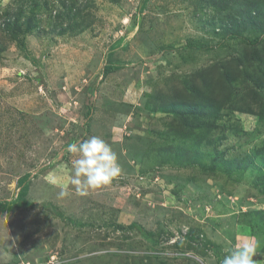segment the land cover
Wrapping results in <instances>:
<instances>
[{"label":"rangeland","instance_id":"374dc122","mask_svg":"<svg viewBox=\"0 0 264 264\" xmlns=\"http://www.w3.org/2000/svg\"><path fill=\"white\" fill-rule=\"evenodd\" d=\"M256 1L0 0V264H221L249 240L264 264V85L236 61ZM92 136L121 172L81 195L66 148Z\"/></svg>","mask_w":264,"mask_h":264},{"label":"clouds","instance_id":"9594fccd","mask_svg":"<svg viewBox=\"0 0 264 264\" xmlns=\"http://www.w3.org/2000/svg\"><path fill=\"white\" fill-rule=\"evenodd\" d=\"M66 151L77 156L72 161L70 184L75 186L81 195H86L89 190L109 185L120 175L118 157L101 137L92 136L83 141L70 143ZM61 195L67 193L62 192ZM255 255L256 247L249 240L230 248L221 264H257Z\"/></svg>","mask_w":264,"mask_h":264},{"label":"trees","instance_id":"16d2710c","mask_svg":"<svg viewBox=\"0 0 264 264\" xmlns=\"http://www.w3.org/2000/svg\"><path fill=\"white\" fill-rule=\"evenodd\" d=\"M146 1L144 0L143 6L146 5ZM253 4V5H252ZM248 11L249 14L251 15V18H255L259 17L262 15L263 17V13H264V2L261 1H256L253 3L248 4ZM3 26H5V30L8 32V35L11 39L14 40H18L20 39V32L22 30V26L19 24L18 22V17H11L10 18V22L9 23H5L2 22ZM258 27V28H257ZM257 27H251V29L253 30H257L259 31V33L261 32L262 34L264 33V22L261 24V26H257ZM260 27V28H259ZM257 28V29H256ZM236 36H243L241 32L239 33H235ZM258 36H255V38H248V41L250 43V45H248L246 43L247 46L244 47V49L242 50L241 54H238V56L236 57V61L241 62L239 63V65L241 64V66H247L246 68L249 69V67H252L254 70L257 69L256 71H254L255 75L252 73V70L250 69L247 74H246V80L248 81H253L254 85L255 83H260L262 85H264V81H259L261 80V77L257 76V73L259 72H263L264 71V43L262 45H260V42H258ZM247 41V39H245V42ZM261 46V47H260ZM248 51L252 52V56L249 57ZM235 58V57H234ZM240 66V67H241ZM256 67V68H255ZM203 70H207V68L203 69ZM225 72L226 70L222 71V75L225 76ZM251 75V76H250ZM231 77V76H230ZM238 78L235 79V81ZM222 80V79H221ZM233 79L228 78L226 79V82L228 84V87L230 89L234 88L237 90L236 87H233ZM191 82V81H190ZM201 86H202V90L197 88L195 81L191 84V86L188 88V90L190 91L191 95H192V100L190 101L189 105L186 106L185 112L187 113V111L190 112V114L196 115L197 113H199L200 117H204L205 113L211 110V108L209 109V106L212 105L211 101L213 100V98H211L212 93L215 91L214 87L211 85V81H204L201 82ZM221 89H224V82H221ZM261 92H260V96L258 102L263 106V111H264V87L261 88ZM221 94V92H220ZM222 96V95H219ZM235 96L234 95V100H235ZM208 97H210V99H208ZM203 99V100H200ZM216 111V110H215ZM186 113L184 112H179L177 113V116L175 117L176 119L170 123V125L173 127V129H177L180 130L181 132L186 133L187 131H194L195 126H193L192 124H190V126L188 125L187 121L189 119V117ZM189 114V115H190ZM209 115V114H208ZM208 121H206L207 123ZM193 126V127H191ZM205 126V125H202ZM27 186L24 187V189L22 190V193L20 192V198H23L25 196V194L27 193ZM16 199L13 202H15V204H17V202L21 199ZM8 203H0V207L1 208H6ZM8 208V207H7ZM136 226V224H132V228H134Z\"/></svg>","mask_w":264,"mask_h":264}]
</instances>
